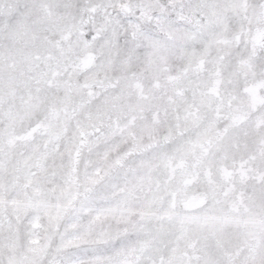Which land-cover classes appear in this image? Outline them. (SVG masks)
Wrapping results in <instances>:
<instances>
[{
  "label": "snow or ice",
  "instance_id": "6c2138e0",
  "mask_svg": "<svg viewBox=\"0 0 264 264\" xmlns=\"http://www.w3.org/2000/svg\"><path fill=\"white\" fill-rule=\"evenodd\" d=\"M0 264H264V0H0Z\"/></svg>",
  "mask_w": 264,
  "mask_h": 264
}]
</instances>
